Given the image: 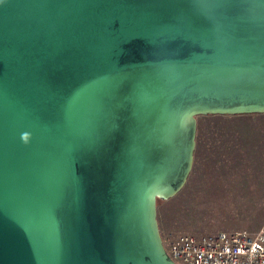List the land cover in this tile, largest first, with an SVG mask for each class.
Masks as SVG:
<instances>
[{"label": "water", "instance_id": "obj_1", "mask_svg": "<svg viewBox=\"0 0 264 264\" xmlns=\"http://www.w3.org/2000/svg\"><path fill=\"white\" fill-rule=\"evenodd\" d=\"M255 114L264 0H3L0 264H177L198 117Z\"/></svg>", "mask_w": 264, "mask_h": 264}, {"label": "rangeland", "instance_id": "obj_2", "mask_svg": "<svg viewBox=\"0 0 264 264\" xmlns=\"http://www.w3.org/2000/svg\"><path fill=\"white\" fill-rule=\"evenodd\" d=\"M185 187L158 201L165 245L179 236L254 233L264 225V114L198 117Z\"/></svg>", "mask_w": 264, "mask_h": 264}, {"label": "built area", "instance_id": "obj_3", "mask_svg": "<svg viewBox=\"0 0 264 264\" xmlns=\"http://www.w3.org/2000/svg\"><path fill=\"white\" fill-rule=\"evenodd\" d=\"M165 248L177 264H264V225L254 233L184 234Z\"/></svg>", "mask_w": 264, "mask_h": 264}, {"label": "clouds", "instance_id": "obj_4", "mask_svg": "<svg viewBox=\"0 0 264 264\" xmlns=\"http://www.w3.org/2000/svg\"><path fill=\"white\" fill-rule=\"evenodd\" d=\"M2 2H3V0H0V3H2ZM21 139L25 144H27L30 140V134L27 132L23 133L21 136Z\"/></svg>", "mask_w": 264, "mask_h": 264}]
</instances>
